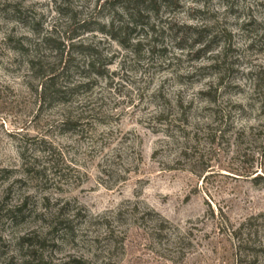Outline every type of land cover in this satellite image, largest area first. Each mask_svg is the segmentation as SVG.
<instances>
[{
	"label": "rangeland",
	"instance_id": "obj_1",
	"mask_svg": "<svg viewBox=\"0 0 264 264\" xmlns=\"http://www.w3.org/2000/svg\"><path fill=\"white\" fill-rule=\"evenodd\" d=\"M0 264H264V0H0Z\"/></svg>",
	"mask_w": 264,
	"mask_h": 264
},
{
	"label": "trees",
	"instance_id": "obj_2",
	"mask_svg": "<svg viewBox=\"0 0 264 264\" xmlns=\"http://www.w3.org/2000/svg\"><path fill=\"white\" fill-rule=\"evenodd\" d=\"M15 12L17 11H11V13L15 14ZM13 49L15 50H22L23 49V46L22 45H14ZM44 87L42 89V96H44L45 94H48L49 96L50 95H55L57 94L59 91H56L55 89L53 90V87H55V84L52 82V80L50 79V81H48V83H44ZM70 123V122H68Z\"/></svg>",
	"mask_w": 264,
	"mask_h": 264
}]
</instances>
